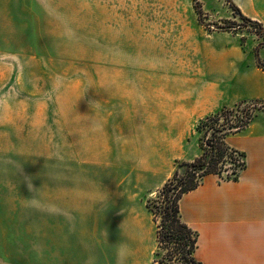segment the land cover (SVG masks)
<instances>
[{"label": "rangeland", "instance_id": "374dc122", "mask_svg": "<svg viewBox=\"0 0 264 264\" xmlns=\"http://www.w3.org/2000/svg\"><path fill=\"white\" fill-rule=\"evenodd\" d=\"M11 5L0 12V264H162L169 254L180 256L159 227L177 190L170 197L162 190L170 180L179 184L182 162L197 156L177 159L152 193L138 184L139 158L94 132V122L112 110V68L189 70L180 62L195 46L182 36L194 37L196 25L237 38L264 60V28L229 0ZM256 108L255 117L264 118V104ZM231 123L201 124L193 138L199 155L211 126L222 136L218 130ZM224 159L219 169L233 175L230 156Z\"/></svg>", "mask_w": 264, "mask_h": 264}, {"label": "crops", "instance_id": "0c3cea01", "mask_svg": "<svg viewBox=\"0 0 264 264\" xmlns=\"http://www.w3.org/2000/svg\"><path fill=\"white\" fill-rule=\"evenodd\" d=\"M11 2L0 0V12H8ZM232 2L264 28V0ZM194 30V37L182 36L195 46L180 62L187 71L112 68V110L94 122V132L104 131L109 145L139 158L136 180L151 193L168 180L177 159L199 155L193 138L203 118L242 99H264L261 56H250L237 38L199 25ZM226 140L245 153V168L237 179L206 175L181 197V216L198 233L195 256L203 264H264V118L255 117ZM162 157L169 162L162 164Z\"/></svg>", "mask_w": 264, "mask_h": 264}, {"label": "trees", "instance_id": "16d2710c", "mask_svg": "<svg viewBox=\"0 0 264 264\" xmlns=\"http://www.w3.org/2000/svg\"><path fill=\"white\" fill-rule=\"evenodd\" d=\"M229 2L239 16L247 21L255 22L261 29L263 28L261 23L245 16L232 0H229ZM258 64L264 69V62L259 57ZM261 104H264L263 99H242L236 102L234 106H223L215 113L203 118L198 124L197 130H200L201 124H213L214 122H219L221 118L232 121V125L229 128L223 127L218 130L223 133L222 136H217L216 128L211 126L213 135L204 142L202 154L198 155L192 162H182L181 165L186 167L184 171L185 176L178 179L179 184L173 185V180H170L163 187L162 194H165L166 197H170L169 191L171 189L177 190L173 197V210L169 209L167 211L168 214L163 216L159 226L164 236L171 239V242L174 241L179 244L180 256L175 252V255L169 254L166 257V261H170V264H203L195 256L198 233L183 221L180 212V199L185 192L197 188L208 174H219L226 179L238 178L240 171L246 166L245 153L229 145L226 138L228 135L239 132L247 127L255 119L254 110ZM226 156H230L231 158L233 175L224 176L218 167L219 163L225 162L226 159L224 158ZM178 175L179 173L176 171L174 178L176 179ZM166 261L160 262L167 264Z\"/></svg>", "mask_w": 264, "mask_h": 264}]
</instances>
